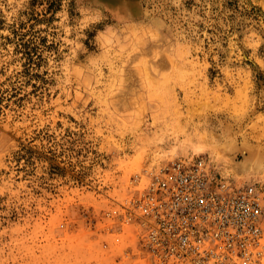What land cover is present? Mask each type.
Wrapping results in <instances>:
<instances>
[{"label":"rangeland","instance_id":"obj_1","mask_svg":"<svg viewBox=\"0 0 264 264\" xmlns=\"http://www.w3.org/2000/svg\"><path fill=\"white\" fill-rule=\"evenodd\" d=\"M197 156L264 208V0H0V264H158L131 202Z\"/></svg>","mask_w":264,"mask_h":264},{"label":"built area","instance_id":"obj_2","mask_svg":"<svg viewBox=\"0 0 264 264\" xmlns=\"http://www.w3.org/2000/svg\"><path fill=\"white\" fill-rule=\"evenodd\" d=\"M262 201L257 184H236L212 158H180L153 174L127 219L154 263L264 264Z\"/></svg>","mask_w":264,"mask_h":264},{"label":"bare ground","instance_id":"obj_3","mask_svg":"<svg viewBox=\"0 0 264 264\" xmlns=\"http://www.w3.org/2000/svg\"><path fill=\"white\" fill-rule=\"evenodd\" d=\"M151 179H152V177H151ZM150 184V183H149ZM149 186V185H148Z\"/></svg>","mask_w":264,"mask_h":264}]
</instances>
